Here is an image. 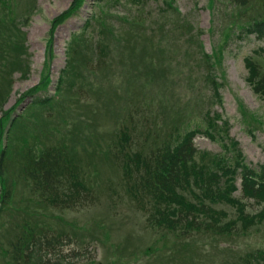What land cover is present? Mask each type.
I'll list each match as a JSON object with an SVG mask.
<instances>
[{"label": "rangeland", "instance_id": "obj_1", "mask_svg": "<svg viewBox=\"0 0 264 264\" xmlns=\"http://www.w3.org/2000/svg\"><path fill=\"white\" fill-rule=\"evenodd\" d=\"M73 1L9 0L11 24L20 38L13 56L25 65L13 70L12 84L5 86L9 96L0 112V146L5 148L9 141L15 150L22 137L36 150L43 149L40 144L63 142L93 192L75 206L54 208L33 192L30 181L15 177L12 204L6 199L0 211V264H14L10 242L17 226L26 222L45 228L40 240L44 264H229L244 253L264 250V224L230 237L193 233L176 240L152 231L128 200L120 170L104 157L113 148L118 124L129 119L137 124L132 133L137 147L150 145L155 136L174 127L181 134L196 128L204 132L210 123L221 126L225 121L230 127L227 135L239 143L245 164H264V99L247 82L243 63L251 57L264 71V40L245 35L239 27L257 18L264 0H248L246 5L254 6L241 16L232 0H82L53 27ZM97 15L107 26L103 36ZM86 20L90 25L85 28ZM73 35L78 47L72 46ZM102 41L108 56L98 66L95 45L102 47ZM69 47L86 62L79 74L61 84L60 98L51 110L40 101L54 93ZM201 53L220 60L212 62L207 77ZM207 78L221 84L220 101L213 98ZM43 79L46 88L32 92ZM31 103L34 106L25 111ZM247 119L254 125V139L246 132ZM154 122L169 126L164 124L160 132ZM212 134L215 141L204 133L195 135L192 142L199 152H221L220 138L226 139ZM19 161L4 165L8 186ZM236 186L234 196L239 197V180ZM244 202L248 212L257 211L252 201ZM221 208L229 216L234 213ZM47 240L51 244L46 247ZM120 256L123 259L117 260Z\"/></svg>", "mask_w": 264, "mask_h": 264}, {"label": "trees", "instance_id": "obj_2", "mask_svg": "<svg viewBox=\"0 0 264 264\" xmlns=\"http://www.w3.org/2000/svg\"><path fill=\"white\" fill-rule=\"evenodd\" d=\"M14 0H12L13 3ZM82 0H74L70 8L53 21V27L61 24L70 16L75 6ZM133 1V0H132ZM233 4L242 11L238 16L245 15L247 10L254 5H246L248 0H232ZM139 4V3H138ZM142 3L140 2V5ZM166 4V2H165ZM9 0H0V112L9 96L6 85L12 84L10 76L13 70L24 66L21 61L13 56V50L19 46V34L13 27L12 11L7 9ZM169 7V5L166 4ZM176 11V10H174ZM4 17V18H1ZM254 16V15H253ZM256 17L247 19V24L240 25L242 32L253 34L258 40H264V8L262 12H257ZM96 17V25L101 26L102 36L107 34V26L102 24V20ZM104 19V17H102ZM90 25L86 20L85 28ZM184 27V26H183ZM184 30V29H183ZM189 37H193L188 34ZM72 46L76 44L74 35L72 36ZM198 40V37L195 36ZM102 47L95 45L99 54L98 66H102L108 54L104 48L106 42H99ZM79 44H76L78 47ZM199 49L201 46L198 44ZM76 48L69 47L66 64L61 71V78L57 93H60L61 84L67 78L79 74L81 65H85L84 58H80V52ZM261 59L264 61V49H261ZM87 60V58H85ZM202 63L206 67L207 77L212 69V62H219L216 56L201 53ZM213 60V61H212ZM244 68L247 71V82L253 86L256 93L262 95L264 99V71L253 58H245ZM28 66L26 65V68ZM105 70V66L103 68ZM153 70V68H151ZM161 72V71H160ZM212 77V76H211ZM48 82L41 81L40 86L32 92L46 88ZM207 83L211 86L213 98L220 101L218 92L221 84L207 78ZM27 96V95H26ZM34 96V95H33ZM40 104L48 106L50 99L42 98ZM29 104L25 111L32 108ZM51 106V104H50ZM163 108V107H162ZM241 117H247V113L241 106ZM3 115V114H2ZM157 117L155 116V119ZM251 118V115H249ZM253 121L256 122L254 118ZM250 122V121H249ZM243 121L246 132L254 139V125ZM161 126L154 122V128L163 131ZM137 124L128 126L123 122L116 131L113 148L104 153V157L113 163L120 170L123 180L124 190L131 201L145 217L146 226L157 233L171 235L174 239L180 240L182 236H190L193 233L207 235H227L242 236L251 227L264 224V164H259L256 168L246 165L244 156L239 148V143L233 138H229L228 122L221 121V126H216L213 122L201 132L198 128L188 130L184 134L179 133L178 128L166 130L162 136H155L148 146H134L133 131ZM12 133L14 128L10 126ZM223 135L226 142L222 141L221 152L211 155L206 152H199L193 145V138L197 133H204L212 141L216 136ZM46 135V134H44ZM0 133V140H1ZM16 149L7 143L0 146V204L9 199L11 187L16 183L13 178L11 184H7V174L5 164L7 161H19V171L14 173L15 177L23 181L32 183L33 192L38 193L46 205L50 204L57 208L59 205L66 208L68 204L78 202L82 199V192L87 194L92 192V187L86 185L80 173L78 160L62 142L57 146L42 145L43 149L36 150L28 145L27 137L20 139ZM133 143V144H132ZM76 161H75V160ZM237 180L240 181L241 196L236 197L234 193L238 191ZM244 200L252 201V205L257 207V211L248 212ZM76 204V203H75ZM221 207L232 209L234 213L229 216L228 212ZM1 211V208H0ZM20 228V229H18ZM19 230L10 248L13 253L12 259L16 262L20 260L23 251L28 259L35 253L36 243L39 242L40 233L37 224H21L17 226ZM35 234L36 243H35ZM32 245V252L25 253ZM24 248V249H22ZM28 264V263H27ZM229 264H264V250H255L238 256Z\"/></svg>", "mask_w": 264, "mask_h": 264}]
</instances>
